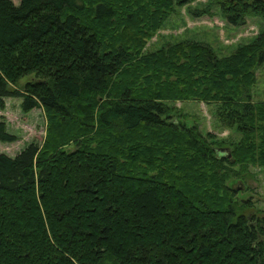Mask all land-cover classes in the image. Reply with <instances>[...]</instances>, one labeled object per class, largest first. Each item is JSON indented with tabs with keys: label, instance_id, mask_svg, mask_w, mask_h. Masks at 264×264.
<instances>
[{
	"label": "trees",
	"instance_id": "16d2710c",
	"mask_svg": "<svg viewBox=\"0 0 264 264\" xmlns=\"http://www.w3.org/2000/svg\"><path fill=\"white\" fill-rule=\"evenodd\" d=\"M194 1L0 0V108L47 119L42 146L0 154V264H264V210L233 187L264 168V29L225 57L147 52ZM215 2L231 26L264 23V0ZM186 102L238 138L188 124Z\"/></svg>",
	"mask_w": 264,
	"mask_h": 264
},
{
	"label": "rangeland",
	"instance_id": "374dc122",
	"mask_svg": "<svg viewBox=\"0 0 264 264\" xmlns=\"http://www.w3.org/2000/svg\"><path fill=\"white\" fill-rule=\"evenodd\" d=\"M18 4V0H12ZM209 2L211 5H209ZM198 11H207L201 17L191 14ZM264 29L260 18L249 17L246 24L234 27L221 17L215 0H195L188 6L176 11L155 36L147 42L146 51L155 52L160 47L181 41H197L209 45L219 57L230 55L238 46L244 45L256 38ZM257 83L253 88L254 101L264 100V65L256 72ZM28 78H23L20 85ZM0 108V123L5 126L7 134L14 141L1 142L0 154L15 157L26 146L33 143L42 146L47 129V119L43 109H34L23 112L21 99L7 98L3 100ZM179 110L187 116L188 124L194 123L200 132H211L222 140H235L238 136L231 130L220 127L215 108L199 102H186L176 104ZM227 150V146H223ZM250 177L240 183L233 184L236 197L249 198L254 206L264 210V168H249ZM242 191L240 194H238Z\"/></svg>",
	"mask_w": 264,
	"mask_h": 264
},
{
	"label": "water",
	"instance_id": "95a60500",
	"mask_svg": "<svg viewBox=\"0 0 264 264\" xmlns=\"http://www.w3.org/2000/svg\"><path fill=\"white\" fill-rule=\"evenodd\" d=\"M220 153H221V151H220Z\"/></svg>",
	"mask_w": 264,
	"mask_h": 264
}]
</instances>
